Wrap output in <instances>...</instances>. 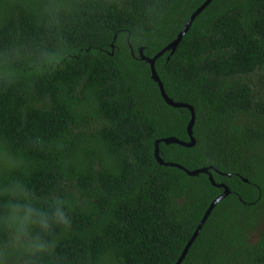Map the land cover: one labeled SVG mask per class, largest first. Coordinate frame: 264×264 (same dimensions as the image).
I'll return each mask as SVG.
<instances>
[{"label":"trees","instance_id":"trees-1","mask_svg":"<svg viewBox=\"0 0 264 264\" xmlns=\"http://www.w3.org/2000/svg\"><path fill=\"white\" fill-rule=\"evenodd\" d=\"M206 1L0 0V264H177L224 190L157 161L192 115L140 49ZM156 70L196 113L162 159L231 190L182 264H264V0H214Z\"/></svg>","mask_w":264,"mask_h":264},{"label":"water","instance_id":"water-1","mask_svg":"<svg viewBox=\"0 0 264 264\" xmlns=\"http://www.w3.org/2000/svg\"><path fill=\"white\" fill-rule=\"evenodd\" d=\"M214 0H207L193 15L192 17L189 19V21L187 22V24L185 25V27L183 28L182 32L179 34L178 38L172 42L171 44H169L164 50H162V52H160L155 58H147L144 56L143 53V49H140V55L142 57L143 60L147 61L150 66H151V70H152V79L159 85L160 91H161V95L163 97V99L165 100V102L173 108L176 109H188L191 112L192 118L191 121L189 123L188 126V134L190 137V141L189 142H184V141H180L177 138H167V139H162V140H158L156 142V150H155V157L157 159V161L159 162V164L164 165V166H168V167H178L182 170H184L189 176L191 177H196V176H200L201 174H206L209 176L210 181L212 182V184L220 189H223L224 192L222 195H220L210 206V208L208 209V211L206 212L203 220L201 221L199 227L197 228L194 236L192 237V239L190 240V242L188 243V245L186 246L182 256L180 257L179 261L177 262V264H182L191 247L193 246V244L195 243L196 239L198 238V236L200 235L201 231L203 230L205 224L207 223L209 217L211 216L212 212L214 211V209L217 207V205L222 202L224 199H226L227 197L230 196L231 194V190L230 188L226 185V184H217L215 182L214 176L211 173V168H202V169H198V170H194V171H189L187 169H185L184 167L177 165V164H173V163H165V161L162 159L161 154H160V144L161 143H165L167 145H172V144H178L180 146L186 147V148H193L196 146V139L194 137V126L196 123V113L194 110V107L188 104H184V103H178L175 102L173 99H171L164 88V84L162 83L157 70H156V62L163 57L166 53L171 52V54L173 55L178 47L180 46V44L182 43L184 37L186 36V34L190 31V29L192 28L195 20L212 4ZM215 171H217V169H213ZM245 182H248V180H245Z\"/></svg>","mask_w":264,"mask_h":264},{"label":"rangeland","instance_id":"rangeland-1","mask_svg":"<svg viewBox=\"0 0 264 264\" xmlns=\"http://www.w3.org/2000/svg\"><path fill=\"white\" fill-rule=\"evenodd\" d=\"M261 80V79H260ZM263 214H264V211H263ZM263 228H264V219L261 221L260 225L255 229L254 232H252L251 234V242L252 243H257L260 239H261V236H262V233H263Z\"/></svg>","mask_w":264,"mask_h":264}]
</instances>
